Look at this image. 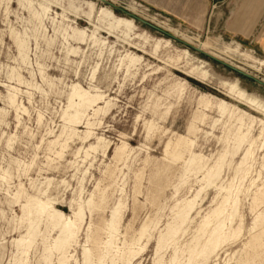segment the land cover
Instances as JSON below:
<instances>
[{
	"label": "rangeland",
	"instance_id": "rangeland-1",
	"mask_svg": "<svg viewBox=\"0 0 264 264\" xmlns=\"http://www.w3.org/2000/svg\"><path fill=\"white\" fill-rule=\"evenodd\" d=\"M31 1L32 7L0 0V264H57L58 230L45 215L26 217L22 206L29 197L48 201L67 218L83 208L77 242L67 249L68 264H83V249L90 264H126L121 255L130 244H137L135 251L142 248L131 264H264V223L253 224L264 210V124L259 122L264 113L221 85L238 80L264 101V88L231 70L230 63L263 81L264 67L257 73L218 53L237 43L264 63L257 43L264 11L244 36L230 24L245 0ZM101 11L164 23L192 41L134 18L128 33L110 27ZM73 31L85 32V39ZM76 84L102 99L73 119L67 103ZM222 105L246 113L244 123L222 116ZM191 153L197 157L188 164ZM219 164V179L206 187L201 181L206 171ZM197 192L195 208L181 224L177 204ZM218 208L222 215L203 227L206 215ZM115 210L117 233L107 254L102 244ZM30 221L32 244L24 254L16 241L26 236ZM219 221L226 231L242 224V232L207 263L190 258L189 249L206 239L202 232ZM169 224L178 231L176 239L165 238L158 248L160 236L173 228ZM143 226L146 234L137 242Z\"/></svg>",
	"mask_w": 264,
	"mask_h": 264
},
{
	"label": "bare ground",
	"instance_id": "bare-ground-1",
	"mask_svg": "<svg viewBox=\"0 0 264 264\" xmlns=\"http://www.w3.org/2000/svg\"><path fill=\"white\" fill-rule=\"evenodd\" d=\"M43 1L44 2H49V4H54V2H50L48 0H43ZM20 2L21 3H26L30 7H32V5L35 4V2L33 3L31 0H20ZM38 6L42 10L43 14L47 13V11L49 10L43 4H38ZM91 8L94 9L93 6H91ZM130 10H131V12L136 11V9L134 7H131ZM101 14H103L104 18L108 21L110 27H115L116 29H120V28L123 27L125 29V31L128 32V33L132 32L133 28L135 27V25H134L135 21H134L133 18H129V19L116 18V17H114V15H113V13L111 11H107L106 13H104V11H101ZM149 22L152 23L153 25L159 27V28L165 29L166 31L172 33L174 36L179 37V38H181L182 40H184L186 42H191L192 41L189 36L185 35L184 33L179 32L177 29H175L173 27H170L169 25H165L164 23H160V22H157V21L155 22L153 20L149 21ZM73 33L75 35L79 36V38L82 41L85 39V32L73 31ZM188 51H186V50L184 51L186 56L189 55ZM197 51L200 52V50H197ZM218 53L221 54V55H224L226 58H229L231 60H233L234 58L240 60L241 62H243L244 66H246L247 68H250V69H254L257 73L261 72L262 68L264 67V63L262 61H258L257 59L253 58L251 52L242 50L241 49V45H239L237 43H235L234 45L226 46L224 51H219ZM192 57H194V56L192 55ZM250 62H252V64ZM230 64H232L234 66V68L230 67V69L233 70L234 72L238 73L241 76L248 75V74H246L244 72L245 71L244 67L236 65V64H233L232 62ZM193 70L196 71L197 73H199L203 78H207L208 77V73L206 71H204L202 69V67H194ZM249 76H251V75H249ZM252 78H254V77H252ZM254 79H256V78H254ZM256 80H258V79H256ZM258 81H260V82H262L264 84L263 80H258ZM221 85L224 86L227 89L228 94L231 97L236 98L239 101L248 104L250 107H252L254 109H257V110L261 111L262 113H264V101H261L257 96L251 95L245 89L241 88L240 85H239V81L238 80H235L233 82H223L222 81ZM261 87L264 88V86H261ZM256 95H258V94H256ZM100 99H102L101 96H98V95L92 96L88 91L84 90L78 84L72 86V92H71L70 97H69V103H67L69 109L70 108H72V109L74 108L73 116L71 118L77 119V117L80 114L79 109H82V108L86 109L88 107H91L93 104H95ZM75 100H79L80 103H76L77 101L75 102ZM205 107L206 108L210 107V103L208 102ZM67 111H69V110H67ZM218 111L220 112V114L222 116L223 115H228L230 118L235 119L240 124H243L245 118L248 116L246 113H243V112L239 111L235 107H232V108L229 109V108H227L224 105L219 106L218 107ZM71 112H72V110H71ZM94 114H95V112H94ZM253 122H254V119H251V124ZM259 122L262 125L264 124V122L262 120H259ZM75 123H78V122H75ZM66 124H67V122H66ZM74 127H76V126H74ZM263 131H264V129H263ZM246 135L241 136L239 141L240 142L244 141L245 138H246ZM193 144H194V142L190 141L188 143V148H191L193 146ZM263 147H264V142H263ZM196 157H197L196 155L191 153V158L189 159L188 164H192ZM221 170H222V164H219L217 166H214L213 168H210L209 170L206 171V173H205V175H204V177H203V179L201 181L205 182L206 187L214 185L215 181L218 180L220 175H221ZM185 177H186V175H185ZM230 194L231 193L228 192L227 197L225 198V202L226 203L229 200ZM198 198H199V192H197L196 195L192 199H190L188 201H182V202L177 204V205H181V209L179 210V212L177 214L178 218L181 220V224H184V222L186 221L188 216L191 215V213L193 212ZM237 205H238V197L235 196V199H234L235 209H237ZM31 208H33L32 209L33 212H31ZM22 209L26 212V217L27 218L30 217L31 213L36 215L38 218L41 217L42 215H45L46 221L49 223V225L53 229H57L58 230V237L54 240V246H53V249L58 253L57 254L58 255L57 264H68V259H70V258L68 256L69 254L67 255V249L71 246L72 243H76L77 242L78 234L80 233V227H81V225H82V223L84 221V215L85 214H84L83 208L81 206H79L78 210L74 213V218L73 219L72 218H67L64 215V213H62L60 211H57L54 207L50 206L48 201L42 202V201H40V200H38L36 198L29 197V198H27L26 204L22 206ZM175 209H177V208H175ZM222 211H223V209L222 210L219 209V208L218 209H214L211 212V214H209L208 216L206 215V217L204 218V220L202 222V226L206 227L209 224L210 218H212V217L215 218V217L221 216L222 213H223ZM117 213H118L117 210H115L113 212L112 222H111L110 229H109V238H108V240L106 242H104L102 244L105 247V250H106L107 254H109L110 250L113 248L112 247L114 245L113 244V238H114L115 234L117 233V227H116V222L118 220ZM233 218H234V216H233ZM257 222L264 223V210L261 213H258V214L255 215L253 224L255 225ZM171 224H169L168 227ZM33 225H34V223L32 221H30L29 228L27 230L26 236L22 237V238H20V239H18L16 241V246L18 248L21 247L22 249H24L23 250L24 254H26L25 250L27 248H28V250H30L29 247L32 244L31 239H32V233H33V230H34ZM176 225H177V223H176ZM172 227L173 228H169L167 230L166 235L160 236V238L158 240V245H157L158 248H160L159 246H161V244H162V242L164 241L165 238H169V240L174 241V238H175L174 236H175L176 233H178V231H177L176 227L175 228H174V226H172ZM223 227L224 226L222 225V222L219 221L217 223V225L215 227H213L211 230H209L207 233L206 232H202L203 236L204 235L206 236V239H205L204 243H202V244H200V242L197 241L196 244L194 245V247L189 249L190 258L194 257V256H199L198 258H200V257L203 258L205 260V262L207 263L208 257L210 255H212L213 253H215V251L219 247H221V245H223L224 243H226L230 239H233V238L239 236V234L242 232V224H240V227L236 231H232L230 229H227V231H226L225 229H223ZM201 230H203V229H201ZM253 230H254V227H252L250 229V232L253 231ZM146 231H147V227L143 226L141 228L140 233H139V239H138L137 242H139L142 239L144 234H146L145 233ZM27 237H28V239H27ZM134 245L135 244L128 245L126 247V249L123 251L122 255H121L122 260H124L126 264H131L136 259L138 254L142 251V248L138 249L137 251H135V249L133 247ZM139 245L140 244L138 243V246ZM163 245H164V243H163ZM168 245H169V243H168ZM27 256H28V254H27ZM156 256H157V254H156ZM231 256H233V255H231ZM234 256H236V255H234ZM182 257H183V255H182ZM176 258H177V256H176ZM176 258L174 256L172 262H175ZM159 260H161V259H159ZM231 261H232V259H231ZM196 263H198V262H196ZM83 264H90V253H89V251L87 249H83ZM158 264H159V261H158ZM160 264H161V262H160Z\"/></svg>",
	"mask_w": 264,
	"mask_h": 264
},
{
	"label": "crops",
	"instance_id": "crops-1",
	"mask_svg": "<svg viewBox=\"0 0 264 264\" xmlns=\"http://www.w3.org/2000/svg\"><path fill=\"white\" fill-rule=\"evenodd\" d=\"M212 1V0H211ZM264 11V0H245L241 5L237 13L230 24V29L237 31L244 36H248L253 30L257 22L260 20ZM260 43L261 50L264 55V32L259 36L257 40Z\"/></svg>",
	"mask_w": 264,
	"mask_h": 264
},
{
	"label": "water",
	"instance_id": "water-1",
	"mask_svg": "<svg viewBox=\"0 0 264 264\" xmlns=\"http://www.w3.org/2000/svg\"><path fill=\"white\" fill-rule=\"evenodd\" d=\"M101 2H105V1H103V0H100ZM135 20H137L138 22H140L141 24H143V25H145V26H148V27H150V28H152V29H154V30H156V31H160L157 27H155V26H153V25H151V24H149L148 22H146V21H144V20H141V19H139V18H135V17H133ZM173 38V37H172ZM173 39H175V38H173ZM246 78H248V79H251V80H253V81H255L257 84H259V85H261V86H264V84L262 83V82H260V81H258V80H256V79H254V78H252L251 76H249V75H244Z\"/></svg>",
	"mask_w": 264,
	"mask_h": 264
}]
</instances>
